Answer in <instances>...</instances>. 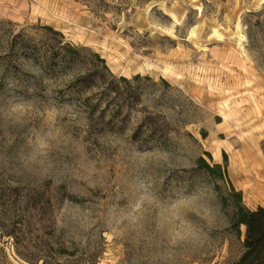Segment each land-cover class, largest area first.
I'll return each instance as SVG.
<instances>
[{
    "label": "rangeland",
    "instance_id": "rangeland-1",
    "mask_svg": "<svg viewBox=\"0 0 264 264\" xmlns=\"http://www.w3.org/2000/svg\"><path fill=\"white\" fill-rule=\"evenodd\" d=\"M206 151L256 204L264 0H0V264H236Z\"/></svg>",
    "mask_w": 264,
    "mask_h": 264
},
{
    "label": "trees",
    "instance_id": "trees-1",
    "mask_svg": "<svg viewBox=\"0 0 264 264\" xmlns=\"http://www.w3.org/2000/svg\"><path fill=\"white\" fill-rule=\"evenodd\" d=\"M49 28L54 29L52 26H49ZM206 154L213 161L212 154L209 151H206ZM224 159L227 160L226 153ZM198 163L211 175H217L219 178L227 180L231 191L237 196L232 227L241 235V226H245V238L244 251L236 264H264V207L259 206L252 209L246 205L243 192L238 190L229 178L227 165L214 161L211 163L204 156L199 157Z\"/></svg>",
    "mask_w": 264,
    "mask_h": 264
},
{
    "label": "crops",
    "instance_id": "crops-1",
    "mask_svg": "<svg viewBox=\"0 0 264 264\" xmlns=\"http://www.w3.org/2000/svg\"><path fill=\"white\" fill-rule=\"evenodd\" d=\"M217 163H221V161L220 160H218V161H216ZM239 179V178H238ZM232 182H233V184H234V186L238 189V190H241L242 192H243V190L244 189H242L243 188V183L241 182V180H240V182H241V186L242 187H240V189L236 186V184L234 183V181L232 180ZM250 191V190H249ZM254 193V192H253ZM254 195H255V197H256V199H257V202H256V204H254V205H247V203H246V205L248 206V207H250V208H252V209H256L257 207H259V206H262V207H264V195H259V194H257V193H254ZM243 196H244V193H243ZM244 199H245V197H244ZM245 201V200H244Z\"/></svg>",
    "mask_w": 264,
    "mask_h": 264
},
{
    "label": "bare ground",
    "instance_id": "bare-ground-1",
    "mask_svg": "<svg viewBox=\"0 0 264 264\" xmlns=\"http://www.w3.org/2000/svg\"><path fill=\"white\" fill-rule=\"evenodd\" d=\"M255 161H256V160H255ZM255 161H249V162L247 161V164H250V165H251V164H253ZM256 163H257V162H256ZM256 163H255L254 165L257 166L258 164H256ZM254 165H252V166H254ZM242 173H243V174H242L243 177L249 178L250 174L247 175L246 171H244V172H242ZM249 179H251V177H250ZM258 192H259V193H263V195H264V188L261 187V189L258 190Z\"/></svg>",
    "mask_w": 264,
    "mask_h": 264
}]
</instances>
